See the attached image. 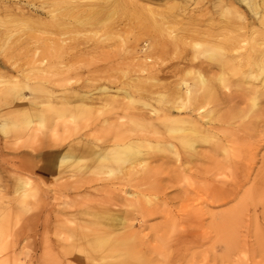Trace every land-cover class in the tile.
I'll return each mask as SVG.
<instances>
[{"label": "rangeland", "instance_id": "rangeland-1", "mask_svg": "<svg viewBox=\"0 0 264 264\" xmlns=\"http://www.w3.org/2000/svg\"><path fill=\"white\" fill-rule=\"evenodd\" d=\"M12 1L26 5L27 17L16 15L11 19L0 1V17L8 24L6 33H0V74L5 81L0 87L2 93L11 90L10 95L0 94V124H6V131L0 127V264H264V203L259 194L254 197L256 216L254 205L245 195L254 182L257 189H264V113L260 112L264 110V98L257 97L254 104V95L245 88L253 82V86H260V79L245 78L239 85L229 84L228 80L238 76L226 75L223 87L214 76L220 71L206 73L208 87L204 92L208 102L203 110L210 117L205 118L206 125H201V136L194 138L193 149L178 151L181 156L188 151L192 157L188 161L181 156L177 159L173 150L157 146L154 137L179 140L191 131L170 132L169 126L178 129L185 125L123 117L122 112L118 114L123 118L116 119L114 112L118 110L116 105H144L149 100L144 87L163 86L167 90L166 104L172 100L168 87L175 79H185L194 89L197 87V73L183 66L182 53L163 43V28L179 31L184 16L175 5L181 0ZM14 4L10 9L14 10ZM2 50L10 54L5 57ZM34 53L38 57L49 55L40 69L34 67L38 65L32 60ZM157 62L161 64L158 72ZM142 64L156 70V78H146L148 71L140 70ZM134 80L141 93L129 96ZM90 93L92 100L80 99V95ZM226 93L235 95V99L223 103ZM151 104L158 108L161 103L155 98ZM107 117L112 118L105 122ZM176 118L178 114L171 117ZM29 119L32 121L26 125ZM150 121L164 130L157 128L156 134L142 130L151 140L140 149L156 171L150 182L156 184L166 177L162 185L168 187L167 176L177 179L174 186L157 192V197L150 190L153 203L173 211L170 220L160 213L143 219L139 209L124 204L116 194L124 186L121 164L113 162L97 173L94 167L85 166L92 163L91 156L73 166L58 167L53 161V155L66 152L70 144L115 138ZM206 127H212L217 136L238 140L207 143L203 141ZM234 159L254 163L249 180L238 196L225 203H207L213 188L234 180L230 165ZM85 175L92 181L85 190L77 188ZM131 199L135 202L141 197ZM96 204L97 209L92 208ZM244 205L249 211L245 210L239 225L231 221L226 229L218 228L215 222L221 213ZM86 206L91 207L89 213L82 212ZM105 207L121 211V216L129 214L137 242L121 246L114 256L89 263L85 253L71 246L89 252L94 248L95 244L82 238L80 231H91L94 227L90 219L96 218L97 211L103 213ZM190 219L198 224L193 227L197 235L177 243L176 238L185 233L181 230L191 229ZM73 226L74 234L59 233ZM217 236L227 244L217 241ZM128 250L131 253L126 263L123 256Z\"/></svg>", "mask_w": 264, "mask_h": 264}, {"label": "bare ground", "instance_id": "bare-ground-1", "mask_svg": "<svg viewBox=\"0 0 264 264\" xmlns=\"http://www.w3.org/2000/svg\"><path fill=\"white\" fill-rule=\"evenodd\" d=\"M0 1L5 3L3 11L6 16L11 15V19L16 15L21 18L27 17V12H25L26 5L22 4L20 1H16V4H14L15 1L12 0ZM12 4L15 5L14 10L10 9ZM175 6H179L183 11L182 15L184 18L179 21V31L174 32L169 27L163 28V34H165L163 43L166 47L169 45L174 46L176 50L182 53L181 59L183 66L188 67L189 71L197 73V87L194 89V85L191 86L185 79H175L174 84L168 87L172 100H169L167 104L171 103V105H167L164 102L167 90L162 89L163 86L159 89H153L151 87L146 89L144 87L142 90L147 91L149 97V100L147 102L145 101L144 105H116L118 110L114 113L116 114V119L130 115L135 119L141 118L142 120L151 121L155 119L160 122L170 121L172 124L179 123L188 126H183V128L178 129L169 126L170 132H174L175 130L184 132L187 129L191 131L190 134L184 135L183 138L176 141L171 139L160 141L158 136H153L157 142V146H164L167 149L173 150L176 152L177 159H179L182 155L178 153L179 149H193L194 138L201 136V125H206L208 120L205 118L210 117L209 113L203 110L204 104L208 102V99H206V92H204L206 87H208V80L205 76L206 73H215V69L220 71L221 74H214V76H217V78L223 82V87H226L224 83L225 79L223 78V76L226 75L238 76L234 81L228 80L229 84L233 83L239 85L241 82L245 81V78L254 81L260 79V86H253L252 84L254 82L252 81L253 83L245 88H248L249 92L254 95V104H257V97L264 98V0H181V2ZM6 21L7 20L3 21L2 17H0V33L1 31L3 33V30L6 33L8 29ZM52 35L53 34H51V36L49 35L48 38H53ZM25 40L27 41L28 38H25ZM1 53L5 57L10 54L7 50H2ZM32 57L34 62H38V65L34 67L36 68L37 66L39 69L42 68L41 64L49 59V55L38 57L35 53ZM157 64L158 67L156 70L158 72L161 70V64L159 62H157ZM183 66L182 68H184ZM140 70L142 72L148 71L145 77L149 80L156 78V70L147 68L145 64L141 65ZM176 72L177 71L174 72L175 76ZM3 82L5 81L0 74V84H3ZM138 85L139 83L136 80L130 84L129 96L134 93H141V88H139ZM2 90L3 87H0V94H5V96L11 93V90L4 91L3 93ZM103 90L106 92L105 88H103ZM92 94L93 93H90L88 96L82 94L80 95V99L85 101L90 100ZM242 95L243 94H241V96ZM72 96L73 95L68 96L67 101L71 99ZM235 97L236 96L233 94L226 93L225 96H223V103H230ZM155 98H159L161 103L158 108L151 104V99ZM185 109H188V111L185 112V117H181V114H183L182 111ZM260 110L261 113H264L262 108ZM119 112H122L123 117L118 114ZM175 114H178V118L171 119ZM111 118L107 117L105 122H108ZM31 121L32 120L29 119L26 125H29ZM151 121L149 123H143V125L148 124L146 127L142 125L141 129H127L125 133L116 137L114 136L115 138H107L105 140L98 139L97 141L88 140L76 145L70 144L66 152L60 153V155L54 154L53 161H57L58 167L67 165L73 166L79 159L91 156L93 158L92 163H88L85 166L87 168L94 167L97 173L113 162L121 164L124 170L120 179L124 186L119 188L117 190L119 192L116 194H119V198L122 197L124 204L128 206V208L139 209L143 219L160 213L170 220L173 216V211L167 207L161 209L159 203H153L152 201L155 200V198L152 197L150 190H154L153 195L157 197V192L174 186L177 183V179L173 176H167V183L169 182L170 184L168 187L167 184L165 186L162 185V181L165 180L166 177L156 180V184L150 182L151 177L156 174V171L149 166L144 153L140 149L142 144H149L151 140L145 137L147 134H142L143 131L147 130L152 134H156L157 128H160L161 131L164 130L162 126L153 124ZM0 127L3 131H6V124H0ZM205 129L207 132L206 135L203 136V141L207 143L216 144L222 140L230 142L238 140L237 138H235L236 140H229L227 137L217 136V134H213L212 127H206ZM128 130L129 134L126 133ZM134 131L135 133L133 134ZM237 143L240 144L239 141ZM182 153L183 156H181V158L183 157L185 161H188L192 157L188 151ZM247 161L248 159H234L230 163L234 180H232L230 184L223 183V185L215 187L216 189L213 188L214 191L211 194L210 200L209 198L206 199L207 203H225L232 197L238 196L244 183L249 180L251 170L254 167L253 162L247 163ZM164 163L166 164L167 161L165 160ZM139 179H141L140 183L138 182ZM91 181L92 179L85 175L81 178L77 188L85 190ZM133 181L135 183H133ZM188 194L186 190L185 195L187 196ZM245 195L249 197L251 204L254 205L253 213L257 216L255 208L257 202L254 197L256 195L260 196L261 201H263L262 203H264V189H257L256 183L254 182L252 187L245 191ZM138 196L141 197V199L133 202L131 198H137ZM186 205L190 206V204ZM245 206L246 205L243 207L238 206L221 213L219 220L215 222L218 228L221 230L226 229V226L231 221L239 225L242 215L246 211H249L248 208L245 209ZM90 208V206L83 207L82 212L89 213ZM92 208L97 209V204ZM190 209L193 211V207L190 206ZM104 210L103 213L97 211L96 218L90 219V221L88 220L94 227L91 231H80L82 238L95 244L94 248L89 252L82 248L77 249L75 246H71L72 250H76L78 253H85L84 256L89 263L94 262L96 259H106L110 256H114L121 246H128L131 242H133L134 245L137 242V235L133 233L131 229V223H129L130 218H128L129 214H127V212H125V215L121 216L119 214L121 211L113 212L109 207H105ZM128 210L129 209H127V211ZM86 220L87 219H85V221ZM187 222L191 229L187 231L182 229L181 232L185 233L178 239L176 238L177 243L197 235L193 227L198 224L196 223L195 225L194 220L191 219ZM70 228L72 229H67V231H61L59 233L64 234V232H67L68 235L74 234L73 232L76 230V227L73 226ZM44 229L48 230L49 225L45 224ZM163 229L165 231V227ZM121 230L124 231L120 234H115ZM217 235H220V232H218ZM200 236L203 235L201 234ZM216 240L221 242L225 241L222 236H217ZM224 243L227 244L226 241ZM235 245L236 244H234V246ZM134 249H136L135 246ZM130 253V250L124 253L123 262H129L127 258ZM76 258L81 259L79 255H77Z\"/></svg>", "mask_w": 264, "mask_h": 264}]
</instances>
